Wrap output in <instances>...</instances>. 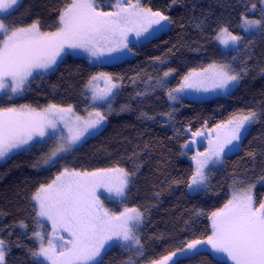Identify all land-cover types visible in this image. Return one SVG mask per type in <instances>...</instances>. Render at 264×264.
Wrapping results in <instances>:
<instances>
[{"label":"trees","instance_id":"1","mask_svg":"<svg viewBox=\"0 0 264 264\" xmlns=\"http://www.w3.org/2000/svg\"><path fill=\"white\" fill-rule=\"evenodd\" d=\"M142 2L170 16L172 23L138 46L132 45V57L93 65L83 56L67 54L49 72L32 80L22 97L11 101L0 99V107L28 104L43 108L54 103L72 105L75 112L83 114L90 107L85 85L93 74L106 72L114 79L123 77L105 126L56 164L39 166L52 149L51 140L35 143L29 151L15 153L0 164V238L8 242L10 249L6 264H34L28 254L29 248H37L32 238L35 212L31 197L41 183L51 182L65 167L92 171L119 166L133 171L138 166L124 199L105 201V206L112 212L123 207H139L144 211L140 236L145 258L139 263L158 260L175 251L183 241L205 239L211 232L209 214L228 201L234 179L244 180V187L255 183V202L263 198L264 182L257 181L264 176V116L249 127L239 148L223 157V164L210 169V186L206 191L188 192L186 181L193 167L181 154V147L189 138L187 129L205 127V122L212 127L235 114L264 107V74H261L264 34L243 36L239 51L224 52L215 41L221 26H227L234 34L240 33L242 13L259 19L258 0H181L170 7V0ZM254 2L257 8L250 14ZM63 6L64 0H22L2 17H7L6 24L22 21L16 26L39 19L42 30L52 31L58 10ZM197 23L200 27H196ZM157 57L165 62L159 63ZM213 61L231 62L237 68L246 62L247 75L225 95L206 100L181 99L170 106L167 91L179 85L191 69L199 70ZM169 69L175 72L166 78L164 87H157L155 79ZM149 76L153 80L146 83ZM153 87L155 91L151 90ZM142 91H148V95L133 99L135 93ZM125 104L129 110L120 111ZM141 112L155 118L145 119ZM165 113H171V119ZM248 152L256 153L254 160ZM34 164L38 166L33 167ZM157 192L158 198L154 195ZM197 211L203 214L196 215ZM20 221L28 225L27 230L19 227ZM200 252L194 258L181 256L179 264H229L208 251ZM128 255L119 246H111L103 264H122Z\"/></svg>","mask_w":264,"mask_h":264},{"label":"snow or ice","instance_id":"2","mask_svg":"<svg viewBox=\"0 0 264 264\" xmlns=\"http://www.w3.org/2000/svg\"><path fill=\"white\" fill-rule=\"evenodd\" d=\"M179 2L181 0H170L169 7ZM21 3L22 0H0V13H8ZM258 3L261 5L259 19H249L246 14H241L240 26L245 32L264 34V0H258ZM110 7L115 10H100L97 0H64L63 8L58 10L54 31L42 30L39 19L26 26H16L22 21L6 24L7 17L0 18V92L4 93L7 101L23 95L32 80L52 69L68 51L82 50L96 59L124 50L130 52V33L140 37L149 33L153 26L163 30L172 23L170 16L160 10L145 8L141 0H135V3L132 0H115ZM256 8L257 3H252L250 10ZM196 27H200V24L197 23ZM215 39L226 48L239 51L244 37L232 34L227 26H221ZM236 59L232 57L233 61ZM156 60L161 64L165 62L159 57ZM174 72L175 69L163 72L155 79V85L164 87L166 78ZM247 72L246 62L237 68L231 62L213 61L199 70L191 69L179 87L167 91V96L175 101L179 98L178 94L188 89L227 92L238 86ZM261 74H264V68ZM100 80L105 83L103 89L96 87V82ZM122 80L123 77L114 79L106 72L91 76L85 89L91 93L92 110H86V117L76 115L72 105L62 107L52 103L40 109L28 104L0 107V160L15 151H29L40 141L47 143L51 140L53 147L39 166L56 164L86 136L102 128L107 114L113 111V101L122 87ZM152 80L153 77L149 76L146 83ZM151 90L155 91V88ZM147 95L148 91L137 92L133 99ZM104 105L107 110H100ZM128 110L129 105L120 106V111ZM164 115L171 119V113ZM141 116L145 119L155 118L145 112H141ZM262 116L264 107L249 109L215 126L216 139H209L208 148L204 152L197 151L191 157L194 169L186 181L190 192L197 193L209 188L210 170L206 171L209 164H223L225 149H238L243 134ZM61 123L63 128H60ZM204 135L203 131L193 132L191 143H196L195 137ZM182 148H189V143L183 144ZM247 155L254 160L256 153L248 152ZM137 170L138 166L133 171L119 166L94 171L65 167L51 182L41 183L31 197L35 212L32 238L38 248H29L28 254L34 264H103L104 255L111 246H119L129 254L122 264H139L145 258L140 236L145 220L144 211L139 207H125L118 214L111 212L97 195V191L103 188L116 197L126 196V189ZM182 182L174 181L176 184ZM257 182H264V176ZM244 184V180L234 179L231 198L222 208L210 214L211 232L205 239L183 241L175 251L159 260L149 261V264H179L181 256L194 258L200 255L204 245L226 256L231 264H264V200L256 206L253 194L255 183L247 187ZM154 195L158 198L160 193ZM195 214L203 213L197 211ZM44 220L51 224L50 233L42 231ZM19 227L28 229L23 221L19 222ZM61 232L67 233V238L60 235ZM9 250L8 242L0 238V264H6Z\"/></svg>","mask_w":264,"mask_h":264},{"label":"rangeland","instance_id":"3","mask_svg":"<svg viewBox=\"0 0 264 264\" xmlns=\"http://www.w3.org/2000/svg\"><path fill=\"white\" fill-rule=\"evenodd\" d=\"M133 3H135V0H132ZM142 2V0H141ZM115 3V0H97V4L99 6V9L100 10H103V11H114L115 9H113L112 7H110L112 4ZM143 4V2H142ZM143 6L145 8H149L147 6H145L143 4ZM16 6L13 7V9L15 8ZM259 8H261V5H259ZM11 11V10H10ZM155 11V10H153ZM255 10H250V14H252ZM9 13V12H8ZM7 13H0V18H2V16L6 15ZM249 19H258V18H255V17H248ZM241 25V21L239 23V30H240V33L238 34H234V35H241V36H247V35H250L252 33H249V32H245L243 30V28L240 26ZM169 24L166 26V28H164L163 30H158V27L157 26H153L152 29L149 30V33H145L144 35L140 36V37H136L134 33H130L129 36H128V42H129V48H131V51H127V50H124L122 52H116V53H111L110 55L109 54H105L103 57H101L100 59H96L94 57H89L88 53L86 52H83L82 50H74V51H68L66 54H63L62 57L59 60H61L65 55L67 54H70V55H77V56H83L85 57L91 64H95V65H102V64H107V63H113V62H118V61H121L122 59L124 58H129V57H132L134 55V49L132 47V45H135V46H138L142 41H144L145 39L151 37V36H155L157 35L159 32L161 31H164L168 28ZM55 30V29H54ZM52 30V31H54ZM216 43L219 45V47L224 51V52H227V51H234L235 49L231 48V47H225L224 45L220 44L219 41H217L215 39ZM57 61V62H58ZM51 70V69H50ZM49 70V71H50ZM47 71V72H49ZM46 72V73H47ZM189 72V71H188ZM187 72V73H188ZM44 73V74H46ZM100 73V72H99ZM186 73V74H187ZM98 73H95L93 75H96ZM185 74V75H186ZM92 75V76H93ZM184 75V76H185ZM183 76V77H184ZM91 78V77H90ZM183 79V78H182ZM182 81V80H181ZM180 85V84H179ZM179 85H177L176 87H179ZM96 87L99 88V89H103L105 87V83L103 80H100V81H97L96 82ZM174 87V88H176ZM236 86L230 88L227 92H222L220 90H209V91H196V90H192V89H188L186 90L184 93H181V94H178L179 98L175 101H172V100H169L168 99V96H167V99H168V102H169V105L170 106H174L179 100L181 99H194V100H206V99H211L213 97H216V96H220V95H225L227 94L228 92H230L231 90H233ZM26 92V91H25ZM25 92L23 93V95L25 94ZM87 92V96H88V99H89V102H90V96H91V93L86 90ZM23 95H19V96H14L12 99H15V98H18V97H22ZM7 99L5 96H4V93L3 92H0V99ZM16 107H19V106H16ZM47 107V106H45ZM43 107V108H45ZM62 107H67V106H62ZM37 109H40V108H37ZM92 110V106H91V103H90V107L87 111H91ZM100 110L102 111H106L107 110V106L104 105L103 108H101ZM87 111L83 114H79L77 112H75L76 115H79V116H85L87 115ZM237 115V114H235ZM234 116V115H233ZM232 116V117H233ZM231 117V118H232ZM107 121V120H106ZM106 121L104 123V125L102 126V128L105 126L106 124ZM228 121V120H227ZM226 122V121H225ZM216 126V125H215ZM215 126H212V127H202V128H199L197 130H194V131H187V134L189 135V138L187 139L186 142L189 143V148H182V152L184 154H182V157L189 161L191 164H192V167L194 169V162L193 160L191 159L192 156H194L196 154L197 151L199 152H204L209 144H208V141L209 139H212V140H215L216 139V127ZM60 128H63V124L61 123L60 124ZM102 128L98 129L97 131L93 132L91 135H88L86 136L89 137V136H92V135H95L96 133H98ZM249 129V128H248ZM197 131H203L205 133V135L203 137H195V140H196V143H191V141L193 140V136H192V133L193 132H197ZM65 132H66V129H65ZM221 133H223V130H221ZM246 133V132H245ZM244 133V134H245ZM243 134V135H244ZM243 137V136H242ZM85 138V139H86ZM40 142H44V141H40ZM38 142V143H40ZM52 142V147H53V141ZM83 142V141H82ZM81 142V143H82ZM185 142V143H186ZM80 143V144H81ZM184 143V144H185ZM78 144V145H80ZM77 145V146H78ZM240 145V144H239ZM76 146V147H77ZM75 147V148H76ZM239 148V147H238ZM237 149H233L231 151H229L228 149H225V155L231 153V152H234L236 151ZM18 152H21V151H15L13 153H11L9 156L15 154V153H18ZM224 155V156H225ZM8 158V157H7ZM6 158V159H7ZM6 159L4 160H0V164L2 162H4ZM221 164H217V165H211L209 164L208 166V169H206V171L212 169V168H215L216 166H220ZM82 171V170H80ZM94 171V170H92ZM58 175V174H57ZM55 178V177H54ZM259 183V182H257ZM232 191H230V196H229V199L231 198V194H232ZM188 192L189 193H193V192H190L189 189H188ZM253 194H254V189H253ZM97 195L100 197V200L103 202L104 206H105V201H113V202H119V201H122L124 199V197H116L114 194H109L106 192L105 189L101 188L97 191ZM228 199V200H229ZM264 200V196L263 198L261 199V201ZM33 202V201H32ZM227 203V202H226ZM34 204V202H33ZM259 203H256V206H258ZM106 207V206H105ZM107 208V207H106ZM125 207H123L119 212L123 211ZM128 208H133V207H128ZM108 209V208H107ZM218 210V209H217ZM216 211V210H214ZM112 212V211H111ZM119 212H115V213H119ZM212 213V212H211ZM210 213V214H211ZM210 214H209V217H210ZM210 220V219H209ZM43 224H44V229H42V231H44L46 234L47 233H50L51 232V224L49 221L47 220H44L43 221ZM210 226H211V221H210ZM60 235H64L66 238H67V233H63L61 232ZM37 243V242H36ZM37 248H38V244H37ZM200 250H205V251H208L212 256H214L215 258H218V259H223L225 261H227L229 264H231L230 261L227 260L226 256H224L223 254H219V253H215L211 250L210 246L208 245H204L201 247ZM42 259V258H41ZM161 259V258H160ZM159 260V259H158ZM139 264H149V263H139Z\"/></svg>","mask_w":264,"mask_h":264}]
</instances>
